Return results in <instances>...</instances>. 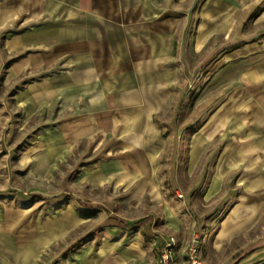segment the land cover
Instances as JSON below:
<instances>
[{
	"label": "crops",
	"instance_id": "1",
	"mask_svg": "<svg viewBox=\"0 0 264 264\" xmlns=\"http://www.w3.org/2000/svg\"><path fill=\"white\" fill-rule=\"evenodd\" d=\"M260 8L264 15V0H0V47L20 52L8 66L20 81L14 103L26 117L67 113L42 130L46 145L31 170H54L83 140L98 160L78 174L85 200L45 221L27 208H0V264H34L73 235L72 248L84 245L69 264H152L170 237L183 254L195 229L210 264H264V159L256 158L264 156V113L250 135L195 132L185 173L205 154L215 159L206 185L200 174L195 187L178 185L179 146L161 185L169 127L159 118L177 76L170 61L187 42L179 31H196L199 51L238 13Z\"/></svg>",
	"mask_w": 264,
	"mask_h": 264
},
{
	"label": "rangeland",
	"instance_id": "2",
	"mask_svg": "<svg viewBox=\"0 0 264 264\" xmlns=\"http://www.w3.org/2000/svg\"><path fill=\"white\" fill-rule=\"evenodd\" d=\"M196 34V31H179V38L186 36L187 42L180 45L176 57L170 61L177 76L169 104L159 117L161 123L169 127L165 130L168 144L161 159L162 169L167 170V174L161 176V185L166 181V187L172 179L171 169L178 146L176 177L179 187H195L200 174L201 185H206L214 158L207 160L205 154L197 168L190 174L185 173L188 143L195 132L217 133L220 137L250 135L264 113L259 92L264 90V81L260 80V76L264 79L261 8L251 15L238 13L227 31L213 33L199 51L193 46ZM234 46L238 48L229 52L228 48ZM5 51L0 47V208H27L31 215L45 221L57 207L67 202L75 203V199L85 200L84 187L87 186L78 180V174L83 166L97 162V155L93 153V145L83 140L67 147L54 170L40 174L31 170L29 162L46 145L40 136L42 130L46 131V127L57 123V119L62 120L67 113L61 112L56 118L54 110L48 109L26 117L12 98L15 90L12 87L20 81L13 79L8 69L9 62L20 52L9 55ZM179 139H182L181 144H177ZM210 152L211 149L207 150ZM256 158L262 161L264 156L261 158L258 154ZM73 187H78L79 192ZM104 195L107 196V192L104 191ZM74 239L75 235L52 244L34 264H69L84 245L83 241L72 248Z\"/></svg>",
	"mask_w": 264,
	"mask_h": 264
},
{
	"label": "built area",
	"instance_id": "3",
	"mask_svg": "<svg viewBox=\"0 0 264 264\" xmlns=\"http://www.w3.org/2000/svg\"><path fill=\"white\" fill-rule=\"evenodd\" d=\"M202 238L201 230L195 229L186 244L184 253L179 254L176 237H170L159 248V256L152 264H210L202 255Z\"/></svg>",
	"mask_w": 264,
	"mask_h": 264
}]
</instances>
